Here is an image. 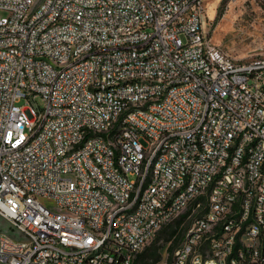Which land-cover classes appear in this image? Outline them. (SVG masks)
<instances>
[{
    "label": "built area",
    "instance_id": "built-area-1",
    "mask_svg": "<svg viewBox=\"0 0 264 264\" xmlns=\"http://www.w3.org/2000/svg\"><path fill=\"white\" fill-rule=\"evenodd\" d=\"M205 12L0 0V264H134L176 220L163 264H264V54Z\"/></svg>",
    "mask_w": 264,
    "mask_h": 264
},
{
    "label": "rangeland",
    "instance_id": "rangeland-1",
    "mask_svg": "<svg viewBox=\"0 0 264 264\" xmlns=\"http://www.w3.org/2000/svg\"><path fill=\"white\" fill-rule=\"evenodd\" d=\"M203 26L211 42L222 47L232 57L242 59L248 52L264 54V1L262 0H205ZM43 107L40 99L36 101ZM143 146L146 143L140 140ZM51 205L50 202H44ZM6 228L5 225L3 226ZM153 241L147 246H152ZM161 261L168 258V243L159 240Z\"/></svg>",
    "mask_w": 264,
    "mask_h": 264
},
{
    "label": "trees",
    "instance_id": "trees-1",
    "mask_svg": "<svg viewBox=\"0 0 264 264\" xmlns=\"http://www.w3.org/2000/svg\"><path fill=\"white\" fill-rule=\"evenodd\" d=\"M179 221H174L162 227L156 237L153 240L152 246L145 247L141 253L136 257L134 264H158L161 261V254L159 253V247L155 243L162 240L165 243H170L167 247L168 258L171 256L174 248L179 244L181 240V230L179 228Z\"/></svg>",
    "mask_w": 264,
    "mask_h": 264
}]
</instances>
